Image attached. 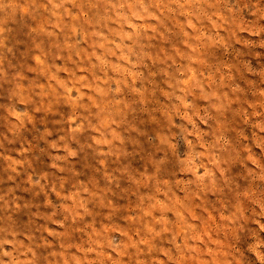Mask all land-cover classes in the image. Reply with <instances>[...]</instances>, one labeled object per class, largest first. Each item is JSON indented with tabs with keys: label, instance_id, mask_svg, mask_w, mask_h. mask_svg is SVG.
<instances>
[{
	"label": "rangeland",
	"instance_id": "1",
	"mask_svg": "<svg viewBox=\"0 0 264 264\" xmlns=\"http://www.w3.org/2000/svg\"><path fill=\"white\" fill-rule=\"evenodd\" d=\"M8 2L10 9L0 12V212L10 215L11 221L23 224L35 214L44 236L51 240L54 233L71 240L73 251L84 255L92 249L81 244L99 246L95 237L100 233L105 243L118 237L120 247L135 252L150 246L154 225L168 231L170 217L183 220L176 210L180 202L174 197L169 211V204L156 195L163 190L149 179V169L155 177L152 153L162 154L151 138L164 137L153 125L144 92L137 87L145 75L141 71L145 57L149 62L153 58L157 63L169 62L172 53L177 60L186 58L197 65L210 82V92L201 90V104L210 96L214 100L209 105L211 121L193 133L197 139L202 132L214 141L225 161L219 165L215 153L207 151L211 145L202 153L211 157L215 175L222 178L220 183L209 180L210 207H203V213L212 222L228 221L242 210V202L255 198L259 204L264 196V161L257 154L264 156V131L253 108L264 101V91L257 88L245 94L244 101L238 93L241 85L251 88L264 81L261 25L253 27L247 17L231 18L223 10L206 15L199 25L185 21L187 31L172 20L182 36L178 47L176 37L168 39L156 20L145 23L146 18L136 14L133 5L142 0ZM229 2L210 0L209 6ZM46 4L47 11L41 15ZM119 5L128 12L117 11ZM189 78H195L191 68L179 83L187 86ZM109 81L118 91L108 93L103 85ZM106 93L110 99L102 124L108 134L91 129L89 134H74L78 129L71 114L75 96L87 95L95 103V95ZM242 112L251 115L241 116ZM182 115L189 118L187 113ZM189 159L186 154L177 161V166L184 164L180 176L198 179L205 171L212 175L211 167L189 168ZM177 182L183 188L187 181L178 178ZM163 183L167 185V178ZM57 206L60 218L54 215ZM189 214L195 219L190 210ZM205 235L210 234L205 231ZM89 260L85 256L84 264ZM73 262L79 264V257Z\"/></svg>",
	"mask_w": 264,
	"mask_h": 264
},
{
	"label": "clouds",
	"instance_id": "2",
	"mask_svg": "<svg viewBox=\"0 0 264 264\" xmlns=\"http://www.w3.org/2000/svg\"><path fill=\"white\" fill-rule=\"evenodd\" d=\"M209 4L210 0H142L133 7L139 17L146 18L143 22L150 23L154 19L157 27L165 32L168 39L176 37L178 47L182 36L171 23L172 20L179 21L181 30L187 31L185 21L199 25L206 15L216 10H223L225 15H230L231 18L243 20L247 17L248 25L255 27L259 24L264 31V0H230L227 4L211 7ZM36 8H39L38 4ZM116 8L117 11L128 12L124 5ZM9 9L8 0H0V12ZM46 11L47 4L40 14ZM108 11L111 13L112 8ZM161 21L168 25L167 29L162 27ZM135 22L134 20L133 23ZM183 51L187 52V49ZM172 56V61L162 60L159 63L155 62V58L149 62L145 57L146 67L141 69L145 75L143 82L137 87L144 92V102L151 109L153 125L164 137L159 140L156 137L151 138L156 145V151L162 154L157 156L156 152L152 153L156 163L155 177L153 179L151 175L153 169H149V179L163 190L156 195L169 204V211L172 210L171 202L174 197L180 202L176 210L182 214L183 220L170 217V222L166 226L168 231H162L158 225H154L158 235L156 232L151 234L148 237L150 246L138 247L135 252L120 247L118 237H113L110 242L105 243L103 233H100L95 237L100 241V245L81 244L85 249H92L91 253L86 250L85 254L81 255L79 250L73 251L71 240L57 238L54 233H50L51 240L44 236V228L33 219L35 214H30L29 219L23 224H16L10 220V215L6 216L0 212V264H74V257H79V264H84L85 256L90 257L89 264H264V196L260 197L259 204L255 203V198L250 202H242V210L236 211L228 221H209L202 211L203 207L209 206L207 204L209 180L220 183L222 179L215 175L216 166L211 165V157L202 156L206 146L211 145L207 151L215 153L219 165L223 166L225 162L214 141L202 132L199 139L193 135L199 130V125L211 121V116L208 115L211 112L209 105L214 103V100L210 96L207 102L201 104V90L210 92V82L203 78L197 65L186 58L177 60L175 53H172ZM189 68L194 71L195 78H189L188 85L183 86L179 81L188 77ZM249 79L256 81L255 77ZM103 87L108 93L118 91L110 81ZM257 88L264 91V81H256L251 88L241 85L239 99L244 101L245 94L255 92ZM247 98L252 99L251 96ZM109 99L107 93L99 94L95 95L93 103L87 95H76L71 113L78 125L74 134L76 132L89 134L91 129L106 136L108 129L102 124V118L108 114L106 105ZM253 110L260 118V130L264 131V101L256 103ZM185 113L188 114V119L182 115ZM244 115L250 116L251 113L242 112L241 116ZM240 142L243 144L245 141L241 138ZM85 146L92 147L91 144ZM186 154L191 156L187 162L189 168L211 167L212 175L205 171L202 175L198 174V179H193L191 175L180 176L179 168L184 167V164L177 166V161L186 157ZM257 155L264 161V156L259 153ZM241 158H244L243 153ZM261 174L264 175V170ZM164 178L168 180L167 185L163 183ZM178 178L187 181L183 188L177 182ZM149 187H152L151 183ZM0 208H3V205H0ZM189 210L195 215V219L189 214ZM54 215L57 218L62 215L58 206ZM64 219L67 221L66 214ZM221 225L226 226L221 228ZM140 231L143 233L142 226ZM205 231L210 235L206 236ZM57 244L60 246L56 247Z\"/></svg>",
	"mask_w": 264,
	"mask_h": 264
}]
</instances>
